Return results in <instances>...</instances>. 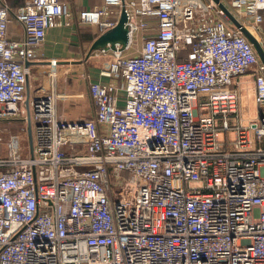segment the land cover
<instances>
[{
    "label": "built area",
    "instance_id": "1",
    "mask_svg": "<svg viewBox=\"0 0 264 264\" xmlns=\"http://www.w3.org/2000/svg\"><path fill=\"white\" fill-rule=\"evenodd\" d=\"M218 1L264 50V0ZM103 3L78 21L101 34L124 8L130 42L88 81L93 117L71 119L59 62L42 52L49 29L74 22L68 4L0 0V264H264L253 44L216 0ZM11 19L22 41L8 38ZM112 173L132 175V201Z\"/></svg>",
    "mask_w": 264,
    "mask_h": 264
},
{
    "label": "crops",
    "instance_id": "2",
    "mask_svg": "<svg viewBox=\"0 0 264 264\" xmlns=\"http://www.w3.org/2000/svg\"><path fill=\"white\" fill-rule=\"evenodd\" d=\"M60 1L68 4L74 22L70 26L51 28L47 31L46 41L42 48L43 56L46 60L53 59L59 62L58 71L61 76L58 80L57 89L63 95L57 103L59 112L71 119L91 118L93 117V105L88 81L98 80V70L105 68L102 67L104 63L100 65L97 62L99 61L98 58L111 57L106 62L110 64L113 54L109 52L108 55H103L97 51L88 57V51L100 35V30L93 25L81 24L77 17L81 11L100 7L104 3L103 0ZM5 2L16 10L23 6L24 0H5ZM7 36L11 40H23V28L14 19L9 20ZM244 97L242 96V113L247 117L251 114L250 102L248 103V113H246Z\"/></svg>",
    "mask_w": 264,
    "mask_h": 264
},
{
    "label": "water",
    "instance_id": "3",
    "mask_svg": "<svg viewBox=\"0 0 264 264\" xmlns=\"http://www.w3.org/2000/svg\"><path fill=\"white\" fill-rule=\"evenodd\" d=\"M216 2L219 3L218 0H216ZM219 5L224 11L225 15L233 21L234 25L237 28H239L241 33H243L244 36H246L248 40L253 44L254 49L257 51L259 58L262 64L264 65V50H262L255 36L252 33H250L246 28H244L222 3H219ZM118 20L119 21L115 27L110 28L108 31L101 33L98 36V38L92 43V46L88 51V57L92 56V53L97 51L100 52L101 51L109 52L110 50L124 51L126 49L127 45L130 42V36H129V26L127 24L128 21L127 13L124 8L122 9ZM118 46L120 48H117ZM26 103H28V101H26ZM29 141L31 142V147H32L33 141H32L31 128L29 129Z\"/></svg>",
    "mask_w": 264,
    "mask_h": 264
},
{
    "label": "rangeland",
    "instance_id": "4",
    "mask_svg": "<svg viewBox=\"0 0 264 264\" xmlns=\"http://www.w3.org/2000/svg\"><path fill=\"white\" fill-rule=\"evenodd\" d=\"M212 14H213L212 12H209V16H211ZM110 58L109 57L98 58L99 61H97V62H99L100 65H102L104 63L103 64L104 66H102V67L109 68L110 64H107L106 62L108 60H110ZM112 58H113V56H112ZM56 70L59 73V76H58V79H59V77L61 76V73L58 71V68ZM243 94H244L243 96H245L244 97L245 102L247 103V104L245 103V112L248 113L247 112L249 110L248 109V103L250 102L249 105H250V111H251L250 113L251 114H249V115L253 116L257 111V106L255 105V102L253 101L254 92H253L252 88L249 87V88H247V90ZM131 178H132L131 174L129 175L127 173H123L122 178L117 179L114 177V174L112 173V181L116 185V187L114 189L116 191L124 194V198H123L124 201H129V202L132 201V194L134 192L133 186L130 183ZM128 191L130 192V194L128 193Z\"/></svg>",
    "mask_w": 264,
    "mask_h": 264
}]
</instances>
